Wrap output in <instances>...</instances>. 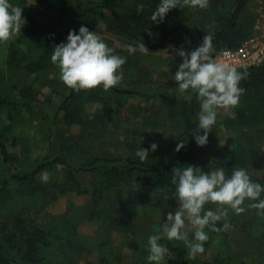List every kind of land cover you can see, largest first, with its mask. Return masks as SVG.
Segmentation results:
<instances>
[{
	"label": "trees",
	"instance_id": "16d2710c",
	"mask_svg": "<svg viewBox=\"0 0 264 264\" xmlns=\"http://www.w3.org/2000/svg\"><path fill=\"white\" fill-rule=\"evenodd\" d=\"M40 4L57 9L58 15L65 24L57 27L56 21L42 20L36 21L30 16H26L27 25L23 26L18 36V42L23 43L26 38L33 37L37 43H42L37 35L45 32H55L60 37V41H65L67 37V23L86 25L89 29L96 26L102 20L106 23L107 30L117 37L121 42L136 44L140 39L149 48V51L162 49L169 41H173L174 48L183 47L191 50L198 46L206 33L214 34L215 51L221 47H236L247 37L249 33L242 27V17L249 0H209V5L205 8H193L184 6L176 7L165 15L163 21L155 23L150 19L148 10L159 2L156 0H36ZM143 5L140 10L139 6ZM65 27L64 30H61ZM79 28H75L78 31ZM151 33V35H150ZM40 45L29 54L24 63L26 72L32 73L48 66L49 57ZM214 51V52H215ZM176 53V52H175ZM18 49H11L9 62L18 60ZM214 54V53H213ZM15 65V64H14ZM240 71H247V76L241 80L240 86L245 89L240 97L241 104L235 110L233 123L247 128H255L264 124V60L259 64H252L239 68ZM16 93L15 98L0 93V108L7 107L11 111L22 109L37 113L42 117L48 129L47 146L40 154L39 158L28 163L27 160H18L12 155L5 144L0 139V217L7 204L15 205L14 202L24 200L22 189H28V198H38L37 194L43 187L56 188L60 185L64 192L69 187L77 184L78 175H88L91 177V186L106 188L118 187L136 176L146 177L155 188L162 184V170L159 167L160 160L154 151H149L148 159L141 161L134 156H101L90 153V149L101 143V136L105 130L102 127H89L76 140L79 152L77 154L64 153L61 144H57L55 128L57 117L64 110L65 115L72 116L77 113V108L72 109V105L85 92L88 93V100L101 98L99 95L102 86L92 89L74 90L66 85L54 87L52 94L48 96L46 102L33 98L30 94L32 89L25 85H12ZM104 90V89H103ZM139 91V89H137ZM137 90L122 85L108 89L113 95H125L137 92ZM151 93L155 91L149 89ZM163 91V90H162ZM156 91L160 96L162 104V116L167 120V129L171 134L169 141V159L173 168L184 167L186 164L198 166L208 162L217 167L223 166L230 173L233 167L243 166L248 169L253 180L264 183V165L258 159L261 144L255 141L250 133L244 132L243 137L228 136L223 149L220 152L214 151L206 145H198L193 137L192 131L196 128V113L199 109V101L195 94L191 99L185 94L172 89ZM53 101L57 103L53 104ZM108 101H103L106 106ZM57 106V107H56ZM85 115L77 113L76 118L81 120ZM203 130H201L202 132ZM2 135L0 134V137ZM184 140L185 145L176 151V145ZM75 147V144L71 148ZM83 154L89 155L82 158ZM169 165V167H171ZM61 167L63 177L57 180L55 169ZM48 173L53 183L45 186L37 181L40 173ZM166 176V175H165ZM96 178V179H95ZM95 179V180H94ZM170 179L172 177V170ZM62 181V183H61ZM96 192V190H95ZM264 195V194H262ZM132 203V202H130ZM131 209L129 206L126 207ZM24 210L16 206L8 207L5 219H0V264H75L74 254L78 246L84 249L87 243L84 242L73 230L72 220L68 216H58L54 220L62 228L56 233L51 228L53 222L50 221L45 227L35 224ZM131 214L126 211L120 218L107 217L114 225H120L119 229L127 232L130 230ZM257 222L252 224L248 237L247 248L242 249L239 254L217 253L207 255L203 253L190 254L186 248L171 250V259L165 264H264V215ZM224 221L217 222V229H207L212 236L216 234L218 228H222ZM254 227H258L256 230ZM250 239V240H249ZM163 241V239H161ZM247 244V243H246ZM169 250L170 243L166 245ZM246 247V246H244ZM102 264V263H98ZM148 264V263H141Z\"/></svg>",
	"mask_w": 264,
	"mask_h": 264
},
{
	"label": "rangeland",
	"instance_id": "374dc122",
	"mask_svg": "<svg viewBox=\"0 0 264 264\" xmlns=\"http://www.w3.org/2000/svg\"><path fill=\"white\" fill-rule=\"evenodd\" d=\"M11 2L22 7V17L25 19L23 26H26L28 22L26 16L36 21H56L57 27L62 25L61 22L65 24L58 15L57 9L42 5L36 0H11ZM154 9L153 6L147 14L152 13ZM241 21V28L249 33L243 39L257 37L259 43H264V0H249ZM80 26L76 23H67L66 33ZM61 30L65 32V27ZM89 30L97 32L117 52L127 56L126 63L120 69L124 74L120 83L139 91L132 94L113 95L108 90L100 89L98 91L102 97L96 100H88L89 91L85 92L72 105L73 110L77 108V113L85 115L84 118L78 121L77 113L69 117L63 116L64 110L59 113L54 131L55 134H59L57 144H61L64 153L77 154L79 149L76 139L86 128L92 126L102 127L105 132L101 136L102 142L90 149L91 154L134 156L140 146L148 147L151 142H156L158 147L154 152L160 160L159 167L163 172L162 184L155 188L148 178L136 176L118 187L106 188L102 183L103 190H101L100 187L98 189L91 186V177L88 175H78L77 184L64 192L60 188L61 184L56 188L43 187L35 200L25 196L28 189H22L24 200L14 202L15 205L7 204L2 207L6 211L8 207L21 208L24 214L27 213L32 221L41 227H45L52 221L51 228L56 233L62 226L56 224L54 220L58 216L67 215L68 219L72 220L73 231L87 243L85 249L82 246L77 247L74 260L70 261L75 264H150L146 260L147 238L153 232H162L167 213L174 212L179 206L178 200L173 195L175 184L173 179H170L173 169L169 159L171 134L167 129V120L162 116L164 101H161L156 91L163 90V93L166 89L178 91V82L172 77L179 63L182 62V57L175 53V44L172 40L158 51L145 54L137 50L129 54L124 46L132 43L118 41L119 39L107 30L104 21L100 20ZM19 34L20 31L8 41L0 42V93L15 98L17 96L12 85L15 83L19 86L27 85L32 89L30 94L33 98L46 102L48 96L53 95L54 87L65 85L60 79L58 65L51 60L52 49L56 43L61 42L60 37L55 32H45L37 35L38 39H42V43L34 41L35 36L19 43ZM40 45L49 57L48 66L28 73L24 67L26 58L34 53L32 51L39 49ZM11 49H18L21 52L20 55L17 54L18 60L11 62L12 64L9 62ZM149 89L155 92L151 93ZM104 100L108 101L106 106H103ZM54 103L57 101H53ZM240 104L241 101L234 108L218 110L217 122L208 134L206 146L220 152L228 136L243 137L246 131L261 144L258 159L264 165V124L255 128L232 124V113H235ZM0 134L2 135L0 139L5 142L8 151L18 160H27L28 163L39 158L47 146L48 129L42 117L20 108L13 111L7 107L0 108ZM74 144L75 147L71 148ZM80 154L82 158L89 156L83 154V151H80ZM197 167L207 172L217 166L204 162ZM53 174L57 180H62L60 179L63 177L61 167L55 169ZM45 175L47 179L44 178ZM37 181L45 186L53 183L52 177L46 172L40 173ZM248 203V201L245 202L246 211L243 213L236 214L230 210L228 217L222 219L223 227L218 228L216 234L212 236L211 233L209 234V239L204 242L207 255L239 254L242 249L250 245L248 237L251 222L253 224L255 218L259 227V218L263 215L259 214L257 209L247 207ZM128 206L131 209L126 208ZM205 207L214 208L215 204L208 203ZM127 210L132 212V218L129 224L130 230L124 232L119 229L122 224L114 225L107 217L120 218ZM6 211L1 213L0 219H5ZM186 227L191 236L192 226L186 223ZM162 239L161 243L171 245L165 263L171 259L172 249H188L183 241L168 240L166 234L162 236Z\"/></svg>",
	"mask_w": 264,
	"mask_h": 264
},
{
	"label": "clouds",
	"instance_id": "9594fccd",
	"mask_svg": "<svg viewBox=\"0 0 264 264\" xmlns=\"http://www.w3.org/2000/svg\"><path fill=\"white\" fill-rule=\"evenodd\" d=\"M186 5L205 8L208 0H159L150 19L160 23L169 10ZM139 9L142 10L143 5ZM24 23L19 4L0 0V42H6L19 33ZM213 41L214 34L209 32L191 50L183 47L174 49L182 57L172 77L178 82L177 89L188 99L195 94L199 101L196 128L192 133L200 146L208 143V134L217 122L218 110H227L239 104L245 91L240 82L247 76L246 70L240 71L236 64L213 55ZM124 47L129 54L137 50L145 54L150 52L141 39L136 44ZM51 60L58 65L60 79L67 87L79 91L102 86L108 90L123 80L124 74L120 69L126 63L127 56L117 52L97 32L81 25L78 31L70 29L65 41L54 45ZM184 145V140L179 141L175 150L179 151ZM157 147L156 142H151L148 147L140 146L135 155L141 161L147 160L149 151ZM172 177L175 184L173 195L179 206L174 212L167 213L162 232L156 231L148 236L146 260L150 264H165L170 251L160 242L165 234L170 241H183L190 254L195 255L205 251L204 242L209 239L205 229L216 230L217 222L226 219L230 210L236 214L243 213L248 201L247 207L255 208L264 215V183L253 180L246 167H233L229 173L220 166L205 172L195 165L186 164L184 167H174ZM44 178L47 179V175ZM208 203H214L215 207L206 208ZM186 223L192 226L191 236Z\"/></svg>",
	"mask_w": 264,
	"mask_h": 264
},
{
	"label": "built area",
	"instance_id": "2783aa9c",
	"mask_svg": "<svg viewBox=\"0 0 264 264\" xmlns=\"http://www.w3.org/2000/svg\"><path fill=\"white\" fill-rule=\"evenodd\" d=\"M257 37L243 39L236 47H221L214 56L226 59L239 68L259 64L264 60V43H259Z\"/></svg>",
	"mask_w": 264,
	"mask_h": 264
}]
</instances>
